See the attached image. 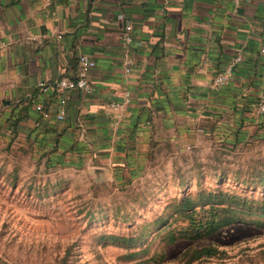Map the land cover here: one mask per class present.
Listing matches in <instances>:
<instances>
[{"label": "crops", "instance_id": "obj_1", "mask_svg": "<svg viewBox=\"0 0 264 264\" xmlns=\"http://www.w3.org/2000/svg\"><path fill=\"white\" fill-rule=\"evenodd\" d=\"M262 45L264 0H0V116L56 164L131 181L159 152H226L264 135ZM238 52L242 64L215 90ZM82 55L96 62V92L67 95L58 122L56 99L39 86L74 74Z\"/></svg>", "mask_w": 264, "mask_h": 264}, {"label": "rangeland", "instance_id": "obj_2", "mask_svg": "<svg viewBox=\"0 0 264 264\" xmlns=\"http://www.w3.org/2000/svg\"><path fill=\"white\" fill-rule=\"evenodd\" d=\"M6 129L0 116V264H264V135L226 152H159L120 183ZM188 199L197 222L216 201L237 221L191 239Z\"/></svg>", "mask_w": 264, "mask_h": 264}, {"label": "built area", "instance_id": "obj_3", "mask_svg": "<svg viewBox=\"0 0 264 264\" xmlns=\"http://www.w3.org/2000/svg\"><path fill=\"white\" fill-rule=\"evenodd\" d=\"M121 35L124 49H130L134 43L133 27L130 24L126 25ZM259 54L261 57V62L264 65V45L261 46ZM243 60V53L238 52L215 76L213 88L217 90L220 87L226 86L230 79L233 78L237 68L242 64ZM77 64L78 68L74 74L63 76L52 86H49L45 83H42L39 86V89L43 95L52 94L53 98L56 99L57 111L55 114V120L58 122H62L66 118L68 100L67 95H69L71 92H78L84 97L89 98L92 97L96 92L94 84L89 78L90 72L96 67V62L87 55H82L78 58ZM128 64L131 63L128 62ZM111 106L115 109L120 108L118 104H113ZM255 109L257 115L264 117V93L260 96ZM36 110L42 118L45 120H50L52 115L44 108V106L37 105Z\"/></svg>", "mask_w": 264, "mask_h": 264}, {"label": "trees", "instance_id": "obj_4", "mask_svg": "<svg viewBox=\"0 0 264 264\" xmlns=\"http://www.w3.org/2000/svg\"><path fill=\"white\" fill-rule=\"evenodd\" d=\"M16 125L17 122H14V133L16 132ZM209 206L210 208L209 211L206 212L207 218L205 222H197L201 215L196 211V206L194 205V203L189 199L187 200L184 208L185 214H183L182 216L184 220L190 223L189 229L186 231L187 237H190L191 239H197L205 235L209 236L217 232L222 227H230L236 223L237 220L235 221V218L224 215L225 209L219 206V201L210 203ZM216 212H222L221 214H223L224 217L218 216L217 214H215ZM225 212L228 213L227 211ZM205 253H207V256L211 255V253H209V250L205 251Z\"/></svg>", "mask_w": 264, "mask_h": 264}, {"label": "water", "instance_id": "obj_5", "mask_svg": "<svg viewBox=\"0 0 264 264\" xmlns=\"http://www.w3.org/2000/svg\"><path fill=\"white\" fill-rule=\"evenodd\" d=\"M94 173H95L98 177H102V176L105 174L104 170H101V169H95V170H94Z\"/></svg>", "mask_w": 264, "mask_h": 264}]
</instances>
